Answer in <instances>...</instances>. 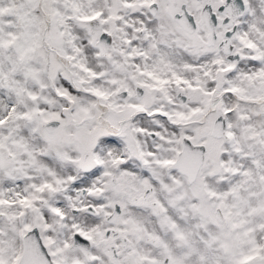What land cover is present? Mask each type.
<instances>
[{
	"label": "snow or ice",
	"instance_id": "6c2138e0",
	"mask_svg": "<svg viewBox=\"0 0 264 264\" xmlns=\"http://www.w3.org/2000/svg\"><path fill=\"white\" fill-rule=\"evenodd\" d=\"M0 264H264V0H0Z\"/></svg>",
	"mask_w": 264,
	"mask_h": 264
}]
</instances>
